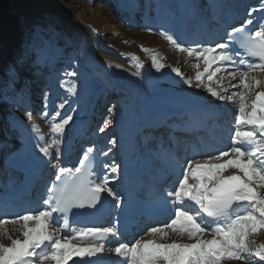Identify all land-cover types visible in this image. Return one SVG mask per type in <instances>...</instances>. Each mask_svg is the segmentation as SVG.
Segmentation results:
<instances>
[{
  "label": "snow or ice",
  "instance_id": "snow-or-ice-1",
  "mask_svg": "<svg viewBox=\"0 0 264 264\" xmlns=\"http://www.w3.org/2000/svg\"><path fill=\"white\" fill-rule=\"evenodd\" d=\"M258 10L251 9L247 13L249 18L240 27L226 30L227 39L222 37L208 46H182L172 34L158 33L176 51L194 61L196 72L192 79L185 78L178 68L171 69L184 84L190 88L203 87L215 100L227 101L236 108L235 130L228 137L230 146L200 153L199 159L186 158L174 170L176 179L165 189L163 200L169 214L166 222L147 227L131 243L120 239L121 233L115 225L73 226L72 217L78 216L81 210L95 213L100 211L98 206L109 203L102 193L112 198L114 209L123 210V203L109 180L101 181L95 172L97 157L93 147L84 150L74 166L59 163L62 156L59 137L72 117L61 116L56 109L48 112L49 105L45 103L42 118L54 138L44 141L35 124L31 132L38 141H43L38 145L39 152L48 158L45 164L55 169L54 179L41 197V204L46 207L25 210L12 217L6 215L7 206L0 207V236L10 241L8 245L0 244V264H68L69 261L107 264L101 258L105 251L120 258L119 264H230L232 261L264 264V244L253 247L254 242L248 239L264 230V17L254 25L253 12ZM249 25L254 28L249 29ZM49 31L34 25L30 40L26 36L20 54L6 72L10 79L5 83L21 94L27 88V78L20 84L17 66L23 69L25 65L31 67L43 61L50 44L45 36ZM152 66L157 72L165 67L157 56L152 57ZM135 67L139 70L143 65L137 62ZM64 75L71 77L77 73L66 71ZM17 84H20L19 89H15ZM59 86L76 94L75 84L66 86L61 81ZM44 100H49L48 92L44 93ZM0 103L10 104L9 98H0ZM64 107V103L58 105L59 109ZM108 111L111 113L112 108ZM25 114L31 120L32 113L26 110ZM7 119L12 122L18 118L10 115ZM111 122L106 120L104 127ZM102 154L107 156L108 152ZM165 154L175 159L171 150L161 144L158 158ZM53 159L58 163L53 164ZM117 167H112V171H117ZM229 169L234 171L226 175ZM9 224L20 225L23 239H14L8 234L6 225ZM67 229H71V234L65 231ZM171 234L188 242H164ZM110 238H116V242L110 243Z\"/></svg>",
  "mask_w": 264,
  "mask_h": 264
},
{
  "label": "bare ground",
  "instance_id": "bare-ground-1",
  "mask_svg": "<svg viewBox=\"0 0 264 264\" xmlns=\"http://www.w3.org/2000/svg\"><path fill=\"white\" fill-rule=\"evenodd\" d=\"M174 1L180 6L179 14H177L176 17H172L169 13L163 12L161 15L159 14L160 16H157L155 21L148 20L146 24L148 23L151 27L153 26L152 23H154V25H160L165 31L171 30L173 27V31L169 34L177 38L180 43H185V45L188 46H200L198 42L201 39L194 34H192L189 39V35L186 36L180 33L178 26L186 28L187 31L190 30V26L192 25H195L197 32L200 29H206L208 34L203 41V46H208L212 42L221 39V31L226 30V25L235 23V27H240L244 24L245 20L249 18L247 13L251 9L264 6V0H256L249 6L247 5L248 0H245L243 3H238L236 0H204L202 3L204 8L209 7L212 14H219L221 19L215 22L207 20L203 12L204 10L200 11L197 8L198 0H172L170 2ZM122 6L123 8L128 6L126 5V1ZM253 17H256V14L253 13ZM194 20L196 22H193ZM168 46L169 51L173 53L172 56L167 55V57H164V55L159 54V50H155V53L159 54L157 57L160 58V62L165 65L160 72H157L154 67H150V70H143L141 68L137 70L134 63H129L126 60H120L116 57L107 55L97 47L93 48L92 55L95 65L91 66V70L95 78L93 79L91 77L92 79L89 80L87 84L88 88L85 89V92L74 94L75 96L67 104L65 112H61V116H71L72 119L69 121V124L65 126V132L59 137L62 151L59 163L64 166H74L78 163L79 157L83 154V149L93 147L94 155L97 157L94 162L95 172L101 181L107 178L110 182V186L116 191L120 177V163L123 159L121 131L124 123L132 128L131 141L139 153L151 160L149 168L152 170L156 160L152 158L150 150L144 148L142 143L143 139L151 136L149 131H151L150 129L152 127L162 130L168 129L167 132L170 134L173 131L174 125L177 123L188 122L194 125V127L199 126L203 134L195 135L196 140L194 144H192L190 140H186L182 146H180L181 144H178V142L175 144L176 149H179L181 152L179 163L184 162L186 158L192 157L190 154H187L185 158L181 155V147H184V145H190V149L192 148L191 150H199L198 156H196L197 159L201 158L199 155L200 153H206L201 151L203 147L202 144L210 145L207 141V135L210 134L211 131H216L215 136H218L219 131L222 129L224 130L223 127H221L222 129L220 128L219 119L217 118L220 114L224 115V112L229 113V108H225L224 102L212 98L203 87H188V85L183 83L180 77H177L176 74L171 71L172 68H178L183 76L189 79H192L194 75L187 76L185 72L187 69L183 68V61L179 58L180 55H185L186 58L190 57H187L186 54L179 53L171 45L168 44ZM109 64H111L112 67H109ZM116 65L120 67H116ZM202 67L203 65H201V70ZM136 70L139 72L138 75L136 74ZM108 93H114V95L116 94L118 96L113 105L114 117L111 122L112 127L110 126L111 128L109 127L108 130L104 131L102 135L98 137L97 143H89L90 140L86 138V135L88 134V124L94 117V114L91 116V110L95 107V103H100L104 98V100H106V94ZM87 94L90 97L85 99ZM195 96H199L200 99L204 100L205 105L208 106L209 109L205 112L199 111L198 113L190 115L184 111V105L192 102ZM97 99L98 102L96 101ZM157 115H159V119L154 118ZM57 119H60V117ZM234 125L235 124H233L232 127L225 128L226 136L229 137L234 132ZM23 134L24 145L20 152L11 156L8 163L9 180L5 185L1 186L2 191H5V188L8 187L5 193V201L2 203L1 207L6 206L8 202H13L14 198L18 196L20 197L25 193L32 192L35 187L40 185L43 181L42 194L40 198H37L41 204V197L45 193L46 186H50V180L54 179L55 169L52 168L51 165L45 164L48 158L43 157L39 152L38 145L39 142L42 143V141H38L35 136L29 133L26 135L25 133ZM93 134L89 135L92 136ZM71 138H74V141L66 143L67 139ZM216 138L219 139V137ZM169 139L170 143L174 142V135L172 133ZM84 140L87 142L82 149V153L79 155L70 154V152H75L80 142ZM226 140H228L227 146H230V139L226 138ZM109 141H114V143H109ZM162 142L164 143L165 140L159 137L158 144H163ZM107 146L111 148V154L108 152V155L104 156L102 150ZM211 146L214 150L218 149L217 147L214 148L213 144H211ZM52 153L53 157H55V148L52 149ZM167 160L173 162L171 156H168ZM52 163L56 164L58 161L53 159ZM105 165H108V167H105ZM114 166H118L115 172L112 171V167ZM232 171L234 170L229 169L225 174L227 175ZM13 172L15 174H13ZM172 181L173 180L169 181L171 185ZM102 194L107 195L106 193ZM37 209L41 208L33 206L32 209H29V207H26L22 211H34ZM10 211L11 210L8 209L6 214L8 217H10ZM15 211L16 209L13 213H15ZM22 211L19 210L18 214H21ZM6 230L14 239H23L20 232V225H18L15 230H10L6 225ZM69 234H71V229ZM0 237V244L8 245L10 243L5 237ZM174 240L178 242H188L186 238H180L175 234H171L164 242L170 243ZM109 242L114 244L116 239L110 238ZM101 258L106 261L107 264H110L109 261H112V264H119L120 261V258L116 257L115 254L110 251H105L101 254ZM73 259L76 260L77 258ZM71 262L72 261H69L68 264H71Z\"/></svg>",
  "mask_w": 264,
  "mask_h": 264
},
{
  "label": "rangeland",
  "instance_id": "rangeland-1",
  "mask_svg": "<svg viewBox=\"0 0 264 264\" xmlns=\"http://www.w3.org/2000/svg\"><path fill=\"white\" fill-rule=\"evenodd\" d=\"M123 1L41 0L43 5L38 12L44 10L53 13L55 11L59 15L58 22L54 26L55 31L50 26L42 27L50 30L45 33L46 38L50 40V44L43 54V61L40 64H33L31 67L25 65L23 69L17 66L20 71V84L24 83L25 78H27V88L22 94L5 83L6 79H10L6 77V72L10 68L11 62L20 54L26 36L30 40L31 31L27 34L25 32L23 36L16 39L15 48L9 51L8 57L0 64V98L7 96L10 101V104L0 103V207L8 190V187L5 188V191L1 190V186L9 180L8 163L11 156L22 149L24 145L23 133L33 135L31 126L35 124L39 128L44 141H50L54 138L48 124L42 118V113L45 111L44 105L45 103L49 105L47 111L50 113L53 109L58 110L60 113L65 112L67 104L75 95L61 88L59 86L61 81H64L66 86L75 84L77 87L76 94L85 92L89 80L95 78L91 70V66L95 65L92 55L93 48L97 47L107 55L126 60L129 63L136 64L138 62L143 65L141 67L143 70H150V67H153V56L159 54L164 55V57L173 55L169 51L167 41L158 34L159 31L156 30L154 23H152L154 26L151 27L146 22L155 20L158 14L161 15L163 12L172 16L176 15L180 6L175 1V3L170 2L172 0H126V5L130 2L132 5V15L127 16L122 8ZM198 1L200 2L198 8H202L204 5L201 4L204 0ZM204 11H207L206 18L209 20L211 18L209 8H205ZM142 48L147 49V51H143ZM155 50H159V54L155 53ZM133 57L137 59L134 60ZM179 58L183 61V68L187 69L185 70L187 76L194 74L193 78L196 69L193 66L194 61L192 58H186L185 55H180ZM66 71H75L77 75L65 76ZM227 83L228 81L225 80L224 84ZM20 84H17L15 89H19ZM229 91H234V89H229ZM45 92L49 93L47 102L44 100ZM115 95L114 93H108L106 94V100L104 98L99 103L97 99L98 103H95V107L93 106L95 116L88 124L89 131L86 136L91 138L94 143H97L98 137L104 131L108 130L110 126L112 127L111 123L108 127H104V123L106 120L112 121L114 117L113 105L118 97ZM89 97L87 94L85 99ZM221 102H224V105L229 108V113L224 115L225 117L220 120V124L224 127H232L235 119L233 114L236 108L227 101ZM60 103L65 104L63 109L58 108ZM109 108H112L111 113L108 111ZM26 110L32 113L31 120L26 116ZM10 115L18 119L9 122L7 118ZM101 128H104L103 132L100 131ZM89 134L93 135L90 136ZM156 137V134L150 137V144L147 148L155 150L154 147H157L155 145ZM165 145L167 146V143ZM109 149L111 148L107 146L102 151L110 153ZM183 151L187 155L190 149L184 148ZM13 174L15 173L13 172ZM39 193H42V187ZM32 204L35 207L43 208L39 200H35ZM10 205L14 204L10 203ZM27 205L29 203L24 205L22 210ZM7 226L10 230H15L18 225L10 224ZM248 239L254 242L252 243L253 247L264 244V230L250 236ZM230 264H239V262L232 261Z\"/></svg>",
  "mask_w": 264,
  "mask_h": 264
},
{
  "label": "trees",
  "instance_id": "trees-1",
  "mask_svg": "<svg viewBox=\"0 0 264 264\" xmlns=\"http://www.w3.org/2000/svg\"><path fill=\"white\" fill-rule=\"evenodd\" d=\"M42 5L41 0H0V64L15 48L16 39L29 33L34 25H49L55 31L58 14L43 10L39 13Z\"/></svg>",
  "mask_w": 264,
  "mask_h": 264
}]
</instances>
